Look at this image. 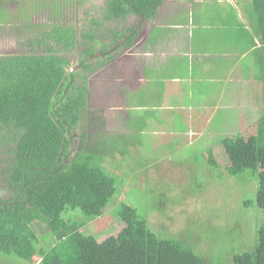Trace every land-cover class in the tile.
<instances>
[{"label": "trees", "instance_id": "16d2710c", "mask_svg": "<svg viewBox=\"0 0 264 264\" xmlns=\"http://www.w3.org/2000/svg\"><path fill=\"white\" fill-rule=\"evenodd\" d=\"M128 1L135 11L151 16L161 2ZM253 2L264 43V0ZM125 11L121 0H108L101 9L106 17ZM69 23L49 35H22L26 39L18 44L29 46L27 52L0 55V192L7 193V198L0 197V252L25 262L39 254L37 264H223L191 236H159L147 216L127 203L120 202L115 210L127 224L117 238L100 244L86 229L118 193L117 178L104 165L120 139L104 131L106 118L89 108L88 77L96 75L119 47L130 46L134 35L112 51L108 45L98 51L91 43L97 40L94 24L99 27L101 22L89 20L91 26L80 35ZM122 37L124 33L116 34L113 42ZM78 47L85 51L70 72L73 65L63 54ZM114 73L108 66L103 70L107 92ZM260 89L264 106V83ZM256 126L254 134L221 140L226 176L256 181L255 197H244L243 205L260 210V215L255 210L259 220L254 247L233 250L227 259L233 264H264V114ZM207 157L215 163L213 150L208 149ZM74 210L85 217H74ZM42 224L51 244H40L36 226Z\"/></svg>", "mask_w": 264, "mask_h": 264}, {"label": "crops", "instance_id": "0c3cea01", "mask_svg": "<svg viewBox=\"0 0 264 264\" xmlns=\"http://www.w3.org/2000/svg\"><path fill=\"white\" fill-rule=\"evenodd\" d=\"M107 1L0 0V31L10 33L9 39H0V50L15 37L11 35L12 24L25 18L30 23L19 24L21 31L42 29V36L55 27H66L69 21L80 35L85 23L95 18L101 25L94 24L97 40L91 44L98 51L104 45L112 51L124 38L134 35L131 45L119 47L107 62L123 58L124 71L115 77L120 79L110 82L107 92L109 99L122 103L121 109L117 106L107 113L109 119L117 117L113 122L122 127L120 134L137 130L142 135L146 130L148 134L181 133L186 136L183 142L192 145L220 136L223 129L218 122L230 110L239 107L244 117L252 115V110L244 107V99L250 104L258 100L250 98L253 89L258 95L261 86L253 82L260 72L252 70H261L259 64L264 67V43L253 0H161L154 4L152 16L121 0L126 11L118 17H114L115 12L109 17L101 13ZM111 33L125 35L114 43ZM238 81L239 87L228 85ZM131 95L138 98L131 101ZM133 102L143 110V116L140 125L129 126V104Z\"/></svg>", "mask_w": 264, "mask_h": 264}, {"label": "rangeland", "instance_id": "374dc122", "mask_svg": "<svg viewBox=\"0 0 264 264\" xmlns=\"http://www.w3.org/2000/svg\"><path fill=\"white\" fill-rule=\"evenodd\" d=\"M29 23L30 20L25 18L12 24L11 35L14 34L15 37L10 40L13 43L10 41L3 43L7 49L0 50V55L6 51L8 53L5 54L8 55L19 53L21 50L19 47L25 46L18 44L20 38L26 39L21 36L22 33L41 34L42 29L21 31L19 24L29 25ZM90 26L89 22L85 23V29ZM8 34L10 33L0 31V39H9ZM63 55L71 60L73 66L70 71H74L75 56L71 52H65ZM262 61L264 62V57ZM259 65L261 70H252L260 72L253 82L262 85L264 67L262 64ZM105 68L107 64L96 75L88 77L89 108L97 110L106 118L104 131L113 133L114 138L120 137L119 144L115 142L117 147L110 152L104 165L107 172L117 178L118 193L103 209V213L86 225V229L97 236L100 244L110 237L117 238L127 226L115 211L117 205L123 202L146 215L149 226L159 236L172 235L182 238L191 236L192 240L198 242L200 249L212 252L211 255L220 258L223 264H233L227 261L228 255L231 257L230 253L233 250L241 252L254 247L260 210L257 207L253 208L259 212V215H256L255 210L251 211L252 209H247L243 205L246 197H255L256 181L243 183L240 179L226 176L227 160L223 156L221 140L239 133L248 136L256 132V125L260 123V117L264 114V106L261 103L263 95L255 94L253 89L250 98L258 100L250 104L244 99V107L251 109L249 113L252 115L244 117L245 114L243 115L239 107L238 110H230L229 115L225 116L222 122H218L223 129L220 136H213L209 140H198L192 145L183 142L186 136H182L181 133L148 134L146 130L142 135L137 130L131 134H125V131L120 134L119 131H123L122 127L118 129L116 122H113L117 117L113 116L109 119L107 113L110 112V108L118 106L117 109H121L122 103L116 98L109 99L108 95L104 94L107 92L105 86L108 84L103 74ZM252 76H255V73ZM118 79L120 77L113 81L116 82ZM238 84L239 81L228 85L235 87ZM101 88L103 94L99 92ZM129 98L135 101L138 97L131 95ZM131 104L134 105L129 104L132 118L129 126L133 123L140 125L143 110L136 107V102ZM125 128L127 129L128 126ZM78 129L77 133L81 130ZM139 141L142 145H139ZM208 149L213 150L215 163L208 159ZM0 197L7 198V193L0 192ZM71 213L77 218L85 217L80 210ZM36 229L40 235V244L52 243V237L43 224L36 226ZM39 257V254H35L30 262H25L15 255L0 252V264H37Z\"/></svg>", "mask_w": 264, "mask_h": 264}, {"label": "flooded vegetation", "instance_id": "af4514ba", "mask_svg": "<svg viewBox=\"0 0 264 264\" xmlns=\"http://www.w3.org/2000/svg\"><path fill=\"white\" fill-rule=\"evenodd\" d=\"M111 35H112V38L114 37V33H111ZM125 35V34H124ZM132 36V35H131ZM122 38H124V37H122ZM129 37H127V38H124V41H123V43L126 41V39H128ZM11 43H13L12 41H11ZM21 50L19 51V53L20 52H27L28 51V49H27V46H23V47H19ZM7 48H4L3 50L5 51ZM81 51H76V52H72L71 54H73L74 56H75V60H76V58H78V56H79V53H80ZM5 53H8L7 51L5 52ZM5 53H3V54H1V55H4ZM16 54H18V53H16ZM120 57V56H119ZM71 61V60H70ZM77 65L79 66V64H75V66L77 67ZM106 65V64H105ZM107 66H108V69L110 70V72L112 71V73H114V72H116L117 74L118 73H121V72H123L124 71V66H123V58L122 57H120L118 60H114V62L113 63H111V64H107ZM72 69V68H71ZM71 72V71H70ZM115 74V73H114ZM91 76V75H90Z\"/></svg>", "mask_w": 264, "mask_h": 264}, {"label": "clouds", "instance_id": "9594fccd", "mask_svg": "<svg viewBox=\"0 0 264 264\" xmlns=\"http://www.w3.org/2000/svg\"><path fill=\"white\" fill-rule=\"evenodd\" d=\"M99 54V53H98Z\"/></svg>", "mask_w": 264, "mask_h": 264}]
</instances>
